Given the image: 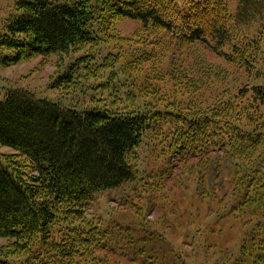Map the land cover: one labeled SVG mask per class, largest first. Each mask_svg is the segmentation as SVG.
Returning a JSON list of instances; mask_svg holds the SVG:
<instances>
[{
	"label": "trees",
	"instance_id": "16d2710c",
	"mask_svg": "<svg viewBox=\"0 0 264 264\" xmlns=\"http://www.w3.org/2000/svg\"><path fill=\"white\" fill-rule=\"evenodd\" d=\"M218 4L15 0L0 33V66L79 50L97 40L111 12L151 26L166 43L188 50L207 45L257 82L234 93L231 85L214 90L217 96L203 113L179 107L124 112L78 107L23 87L8 89L0 98V145L13 151L0 155V237L16 254L0 253V264H188L161 235L144 237L129 227L105 226L86 213L96 194L134 179L128 156L154 127L169 153L186 157L264 139V0H238L233 14ZM210 14L212 20L201 21ZM58 78L59 83L72 80L68 71ZM261 169L233 173L231 183L244 190L237 208L264 206ZM263 223H255L258 232ZM259 244L252 251L243 243L240 261L250 256L249 264H264V240Z\"/></svg>",
	"mask_w": 264,
	"mask_h": 264
},
{
	"label": "rangeland",
	"instance_id": "374dc122",
	"mask_svg": "<svg viewBox=\"0 0 264 264\" xmlns=\"http://www.w3.org/2000/svg\"><path fill=\"white\" fill-rule=\"evenodd\" d=\"M217 1L216 7L224 6L231 14L238 2ZM14 2L0 0V33ZM104 19L97 40L79 50L0 66V98L10 88L23 87L78 107L100 105L119 112L179 107L203 113L217 96L214 90L231 85L234 93L257 82L207 45L188 50L164 42L163 34L137 19L111 12ZM212 19L210 14L201 21ZM67 71L71 82L59 83V75ZM260 109L264 117V103ZM153 129L128 156L134 179L96 194L86 218L112 228L129 227L144 237L161 235L188 264H249L250 256L240 261L245 258L242 245L247 242L255 251L264 240V229L258 232L255 225L264 222V206L237 208L244 190L231 181L233 173L264 167V139L186 157L169 153ZM12 151L0 145L3 157ZM248 233H253L252 240L246 239ZM9 243L0 237V253L15 257Z\"/></svg>",
	"mask_w": 264,
	"mask_h": 264
}]
</instances>
